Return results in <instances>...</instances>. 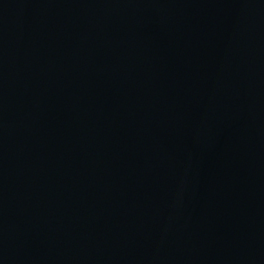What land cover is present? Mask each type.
I'll list each match as a JSON object with an SVG mask.
<instances>
[{
    "label": "water",
    "instance_id": "95a60500",
    "mask_svg": "<svg viewBox=\"0 0 264 264\" xmlns=\"http://www.w3.org/2000/svg\"><path fill=\"white\" fill-rule=\"evenodd\" d=\"M0 264H264V0H0Z\"/></svg>",
    "mask_w": 264,
    "mask_h": 264
}]
</instances>
